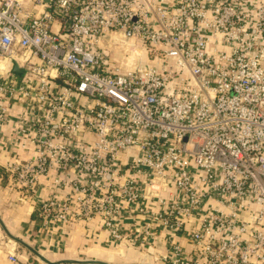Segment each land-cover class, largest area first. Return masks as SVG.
I'll return each instance as SVG.
<instances>
[{
  "label": "built area",
  "instance_id": "obj_1",
  "mask_svg": "<svg viewBox=\"0 0 264 264\" xmlns=\"http://www.w3.org/2000/svg\"><path fill=\"white\" fill-rule=\"evenodd\" d=\"M0 59L27 73L0 79L32 151L9 180L58 175L43 228L98 218L144 248L188 227L160 264H264V0H0Z\"/></svg>",
  "mask_w": 264,
  "mask_h": 264
},
{
  "label": "crops",
  "instance_id": "obj_2",
  "mask_svg": "<svg viewBox=\"0 0 264 264\" xmlns=\"http://www.w3.org/2000/svg\"><path fill=\"white\" fill-rule=\"evenodd\" d=\"M53 31H59L57 24L54 25ZM11 69L12 63L8 68L0 66V79L15 76L20 82L27 80V73L24 69L22 76L13 74ZM8 101L0 102V105L4 103V106L7 107L4 121L0 123V221L6 230L0 224V264H46L31 251L14 242L8 234L23 241L51 262L84 259L114 264L117 256L124 257L125 254L127 258L124 257V260L117 262L118 264H138L140 261L136 260L140 258L141 248L139 242L136 244L138 251H135L134 244L126 238L129 237L127 231V236L123 240L114 241L98 218L71 225L52 224L49 229L42 227L36 207L40 205L41 201L54 195L55 191L50 188V183L58 175L55 174L54 179H40L35 192L22 191L11 184L6 165L12 163L16 157L26 160L32 156V151H22L10 146L18 138L16 131L23 107L17 97L10 98ZM65 192L62 191L61 195H65ZM162 197H167V194H163ZM153 205L149 200L144 201V206L147 208H153ZM139 217L142 218L138 215L137 218ZM137 218L133 215H125L122 218V228L134 231L141 236L139 232H141L140 226L143 224V220L140 221ZM187 232L188 227L174 234L157 229L154 239H149V245L144 246V249L150 253L148 258L155 259L158 256L166 255L168 238L190 250L191 246L186 239ZM115 248L123 249L125 253L111 252ZM152 255L153 257H151ZM11 256L17 259L15 263L11 261ZM117 263L115 262V264Z\"/></svg>",
  "mask_w": 264,
  "mask_h": 264
},
{
  "label": "water",
  "instance_id": "obj_3",
  "mask_svg": "<svg viewBox=\"0 0 264 264\" xmlns=\"http://www.w3.org/2000/svg\"><path fill=\"white\" fill-rule=\"evenodd\" d=\"M11 72L13 74L22 76L24 73V70L19 68L15 63L12 64V69ZM1 226L3 227L1 221H0ZM3 229L5 230V228L3 227ZM6 231V230H5ZM8 234V233H7ZM8 236L16 243L22 245L23 247H25L26 249H28L29 251H31L33 254H35L38 258H40L44 263L46 264H109L103 261H98V260H81V261H77V260H64V261H58V262H51L48 261L47 259H45L41 254H39L38 252H36L35 250H33L30 246H28L26 243H24L23 241L11 236L8 234ZM143 260V259H141ZM138 264H144L142 261H140V263Z\"/></svg>",
  "mask_w": 264,
  "mask_h": 264
},
{
  "label": "rangeland",
  "instance_id": "obj_4",
  "mask_svg": "<svg viewBox=\"0 0 264 264\" xmlns=\"http://www.w3.org/2000/svg\"><path fill=\"white\" fill-rule=\"evenodd\" d=\"M11 65V61H10V59H0V66H2L3 68H5V67H9ZM136 244L134 245V248H135V251H138V249H136ZM134 250V249H133ZM116 251L117 252H123V254L125 253L124 251H123V249H117V248H115V249H112L111 250V252H114V253H116ZM149 255H150V253L148 252V251H146L144 248H140V258L138 259V260H136V261H142L144 264H160V262L159 261H157L156 259H153V258H151V259H149L148 257H149ZM128 256V255H127ZM124 257L125 258H127L126 256H125V254H124ZM124 257H116L115 258V260H114V264H115V262L117 263V262H121L122 260H124ZM151 257H153V255L151 256ZM37 259V258H36ZM141 259H143V260H141ZM77 260V259H76ZM79 260V259H78ZM81 260H84V259H81ZM38 261H40L39 259H38ZM40 263H42V262H40ZM140 263V262H139ZM66 264H69V263H66ZM118 264V263H117Z\"/></svg>",
  "mask_w": 264,
  "mask_h": 264
}]
</instances>
